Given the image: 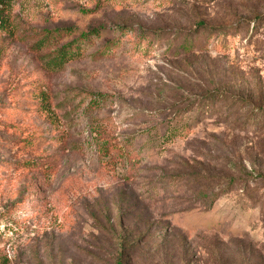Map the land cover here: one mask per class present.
<instances>
[{
    "label": "rangeland",
    "instance_id": "obj_1",
    "mask_svg": "<svg viewBox=\"0 0 264 264\" xmlns=\"http://www.w3.org/2000/svg\"><path fill=\"white\" fill-rule=\"evenodd\" d=\"M66 27L72 36L36 48ZM96 28L79 57L48 66ZM208 90L245 103L199 108ZM254 108L264 109V0H8L0 264H264V118ZM96 124L116 145L109 157Z\"/></svg>",
    "mask_w": 264,
    "mask_h": 264
},
{
    "label": "trees",
    "instance_id": "obj_2",
    "mask_svg": "<svg viewBox=\"0 0 264 264\" xmlns=\"http://www.w3.org/2000/svg\"><path fill=\"white\" fill-rule=\"evenodd\" d=\"M8 0H0V9L1 7L7 3ZM98 6V5H97ZM198 31H208V30H214L216 28L210 27L205 25L204 23L199 22L197 24ZM73 30L71 28H61L56 30H50L45 31V33L42 35V37L38 40V43H36L37 49H42L46 46H51L54 44L55 40L59 37H70L72 36ZM198 34V33H194ZM101 31L99 28H96L94 30H91L87 33H81L77 37L72 38V40H68L65 42L62 46L55 49L49 59H48V66L52 67L53 69L56 68H62L67 62L79 57L88 44L93 43L94 37H100ZM192 36H184V40L181 43L180 47L178 48L179 51H182L183 53H188L192 49ZM91 104L92 105H98L100 100H102L105 95L103 94H93L91 96ZM198 107L207 109L208 111L210 109L215 108L217 105L218 110H230L234 106L242 107L245 102H242L240 98L229 96L228 94H224L222 92H218L216 90H208L206 94L199 98L198 101ZM255 111V114L258 115V118L262 119L264 118V109H252ZM204 111V110H203ZM206 111V110H205ZM185 129L183 126L181 127H169L167 129V132L165 134V138H173L177 136L179 133H181ZM91 133L94 135V143L96 145V149L98 151V154L103 157L110 156L114 147L113 142L106 140L104 136L105 130L101 128V126H98L97 124L91 128ZM29 143V141H28ZM261 179L264 180V175L260 176ZM118 264H121L118 262Z\"/></svg>",
    "mask_w": 264,
    "mask_h": 264
}]
</instances>
